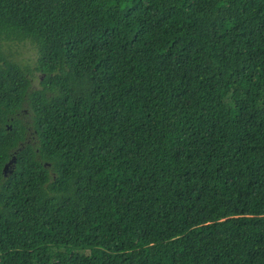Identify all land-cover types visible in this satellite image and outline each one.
<instances>
[{
    "label": "trees",
    "instance_id": "obj_1",
    "mask_svg": "<svg viewBox=\"0 0 264 264\" xmlns=\"http://www.w3.org/2000/svg\"><path fill=\"white\" fill-rule=\"evenodd\" d=\"M0 264H264V0H0Z\"/></svg>",
    "mask_w": 264,
    "mask_h": 264
},
{
    "label": "rangeland",
    "instance_id": "obj_2",
    "mask_svg": "<svg viewBox=\"0 0 264 264\" xmlns=\"http://www.w3.org/2000/svg\"><path fill=\"white\" fill-rule=\"evenodd\" d=\"M1 44V50L7 53L11 58L20 62L24 66L31 68L34 66L36 59V49L31 42L6 41L2 42ZM33 82L35 83L36 81L33 80Z\"/></svg>",
    "mask_w": 264,
    "mask_h": 264
},
{
    "label": "water",
    "instance_id": "obj_3",
    "mask_svg": "<svg viewBox=\"0 0 264 264\" xmlns=\"http://www.w3.org/2000/svg\"><path fill=\"white\" fill-rule=\"evenodd\" d=\"M14 160H15V158L9 160V161L4 165L3 171H6V170L9 168V166H12ZM11 164H12V165H11Z\"/></svg>",
    "mask_w": 264,
    "mask_h": 264
},
{
    "label": "flooded vegetation",
    "instance_id": "obj_4",
    "mask_svg": "<svg viewBox=\"0 0 264 264\" xmlns=\"http://www.w3.org/2000/svg\"><path fill=\"white\" fill-rule=\"evenodd\" d=\"M33 84L36 85V82L35 83L33 82Z\"/></svg>",
    "mask_w": 264,
    "mask_h": 264
}]
</instances>
